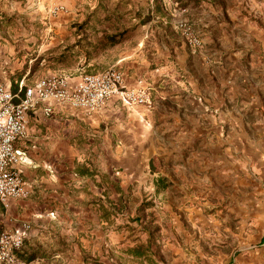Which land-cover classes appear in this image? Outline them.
Instances as JSON below:
<instances>
[{"label":"crops","instance_id":"obj_1","mask_svg":"<svg viewBox=\"0 0 264 264\" xmlns=\"http://www.w3.org/2000/svg\"><path fill=\"white\" fill-rule=\"evenodd\" d=\"M174 1L186 9L184 16L172 14L160 0H14L15 10L20 12L24 6L32 12L35 26L15 34L11 43L7 41L9 50L2 47L1 40L11 38L10 15L0 10V62L7 64L4 80L16 96L23 97L22 89L37 81L29 77L31 67L21 61L27 52L18 50L20 40H34L31 48L39 57L79 39L95 48L99 40L113 37L115 45L89 61L95 71L91 74L117 67L125 76L126 88L149 89L154 101V110L147 111L114 97L92 116L49 101L29 113L27 137L15 144L23 155L24 164L19 168L29 197L13 200L8 207L0 203V234L22 224L31 226L20 252L27 262L67 263L73 252L72 240L87 251L97 246L96 241L106 243L108 230L128 215L133 199L146 198L135 207L138 215L131 220L135 223L142 218L139 214L144 202L164 195L170 198V194L176 196L174 193L184 196L186 189H195V181L203 182V178L206 183L232 179L239 184L242 161L247 156L255 162L264 158V127L255 123L258 115L263 118L264 84L261 88L256 84L262 95H257V104L245 105L238 117L231 103L238 106L241 92L249 94L254 84L248 86L249 93L238 87H232L231 94L226 91L228 79L235 75L228 76V72L234 67L240 69L246 83H253L242 61L243 50L250 46L245 43L235 53L231 49L234 43L242 45L243 36L252 39L251 33L264 38V33L242 19L244 8L239 0ZM53 6H62L65 11L54 16L50 13ZM182 19L201 38L199 53L177 30ZM57 70L63 74L56 75L68 76L71 84L86 74L78 66H59ZM218 100L224 111H217ZM48 107L53 110L49 116L45 113ZM175 172L186 188L178 186ZM122 200L120 210L111 208V202ZM251 209L239 211L248 214ZM252 213L260 216L258 224L263 225L264 204ZM247 219L246 224L251 220ZM52 237L64 246L53 253L38 254ZM253 248L231 261L264 264V244Z\"/></svg>","mask_w":264,"mask_h":264},{"label":"rangeland","instance_id":"obj_2","mask_svg":"<svg viewBox=\"0 0 264 264\" xmlns=\"http://www.w3.org/2000/svg\"><path fill=\"white\" fill-rule=\"evenodd\" d=\"M13 1L8 0V3H3L4 5L0 3V10L8 11L9 21H11L10 31H8L11 38L1 40L2 47L4 49L7 47V50L11 48L6 42L11 43L16 37L15 34H19L22 30H31L35 26L32 20L35 17H31L32 12H29L24 6L18 12L15 10ZM239 2L243 3L244 8L240 15L242 19L248 20L251 26L264 33V0H239ZM251 38L243 36L242 45L238 46L234 43L233 47L231 46L235 53L236 50H241L245 43L250 46L243 50L242 61L243 65L247 66L245 70L248 71L247 73L253 83H246L245 78H242L240 69L234 67L228 72V76L230 73L235 75L232 79H228L227 93L231 94L235 87L249 93L248 86L254 84L253 91L249 94L241 92L243 96L239 99L238 106L231 103L235 108L236 117L245 108V105L257 104L258 94L262 96L261 90H256V84H260V88L264 84V38L255 34L252 36V33ZM34 42V40L31 43L20 40L17 44L18 50H21L22 54L23 52L29 54L26 55V53L22 56L21 61L23 64L27 63L31 68L38 58V55L34 54L33 48H31ZM196 52L199 53V50ZM14 56L17 54L15 53ZM30 61L31 63H29ZM236 63L237 59L231 64L235 66ZM0 64V69L4 75L7 64H4L3 60ZM43 64L47 63L43 62ZM59 66L63 65H55L53 69L48 65L41 67L29 77L36 81L47 76L63 74L57 70ZM213 99L217 102L218 98L214 96ZM261 99L263 100V111L260 110V112H263V118L258 115L255 123L263 124L264 127V97ZM215 105L217 111H224L225 106L219 100ZM161 110L164 109L161 108ZM250 159L252 158L247 156L241 163V174L237 175L241 178L239 184L231 181L232 179L223 182H221L222 179H215L212 183H206L204 178L203 182L199 183L192 176L191 182L194 183L196 180L195 189L189 187L184 196L181 193H174L176 196L170 194V198L164 195L162 198L144 202L145 207L139 216L145 217V220H141V218L135 223L131 222L138 215L135 207L137 208L146 198L145 195H142V197L133 199L128 204V211L126 212L128 215L116 220L111 230H108L110 233L106 243L105 241L104 243L100 241L97 243L96 241L94 243L97 246L87 251L80 246L76 239L72 240L73 252L70 254L72 256L67 258V263L62 264H150L143 260L134 259L126 253L129 248H135L141 244L151 248L154 264H234L231 260L235 259L238 254H249L252 251L251 247H254L255 250L264 244V224L259 225L260 216H256L257 213H252V210L259 204H264V158L257 162ZM174 175L178 186L186 188L182 178L176 172ZM151 202H153V206ZM243 207H251L252 209L247 214L239 211ZM229 210H234V212ZM247 218L251 219L248 224H246ZM139 226L142 228L141 230H139ZM45 242V250L39 248L38 254L53 253L56 249L64 246L61 240H56L54 237ZM245 242L248 243L249 247L244 245ZM49 244H52V247ZM86 248L90 249L91 247Z\"/></svg>","mask_w":264,"mask_h":264},{"label":"built area","instance_id":"obj_3","mask_svg":"<svg viewBox=\"0 0 264 264\" xmlns=\"http://www.w3.org/2000/svg\"><path fill=\"white\" fill-rule=\"evenodd\" d=\"M160 1L172 14H186V9H181L174 0ZM64 11L62 6H53L50 13L55 16ZM176 28L190 48L194 51L202 48L201 38L188 21L179 20ZM114 97L130 107L154 108L150 91L146 88H126L125 76L117 67L96 74H82L76 84H71L66 75L40 78L26 89L23 97L11 91L0 69V203L8 207L13 200L29 197L28 185L19 168L24 164L23 155L16 150L15 144L27 137L31 111L41 103L52 101L92 116L101 112ZM52 112L49 107L45 109L47 116ZM30 229L29 224H22L13 231L0 234V264H30L20 257Z\"/></svg>","mask_w":264,"mask_h":264},{"label":"trees","instance_id":"obj_4","mask_svg":"<svg viewBox=\"0 0 264 264\" xmlns=\"http://www.w3.org/2000/svg\"><path fill=\"white\" fill-rule=\"evenodd\" d=\"M82 28L83 27H81V29ZM85 41L79 39L74 44L68 45L67 47L57 48L40 55L33 68H31L30 75L39 70L41 67H46L47 65L51 69H53V66L55 65H63L67 68L78 66L80 69H85L86 74L95 73V71L91 69L92 67L89 66V61L93 58L101 57V53L110 47H113L116 40L113 37L101 39L95 44L98 45L95 48H91V43ZM86 48L88 50H86ZM43 62L47 64H43ZM26 89L27 88L24 87L22 92H25ZM122 207H124L123 200L120 203L111 202V208H114L115 210H120ZM142 207H145V204H143ZM110 216L111 213L107 210L105 217L109 220ZM126 253L134 259L154 264L152 250L149 246L145 247L141 244L135 248H129Z\"/></svg>","mask_w":264,"mask_h":264}]
</instances>
